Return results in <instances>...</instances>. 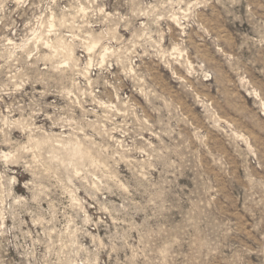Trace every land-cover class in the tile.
<instances>
[{
	"label": "rangeland",
	"instance_id": "374dc122",
	"mask_svg": "<svg viewBox=\"0 0 264 264\" xmlns=\"http://www.w3.org/2000/svg\"><path fill=\"white\" fill-rule=\"evenodd\" d=\"M0 218V264H264V0H0Z\"/></svg>",
	"mask_w": 264,
	"mask_h": 264
},
{
	"label": "built area",
	"instance_id": "2783aa9c",
	"mask_svg": "<svg viewBox=\"0 0 264 264\" xmlns=\"http://www.w3.org/2000/svg\"><path fill=\"white\" fill-rule=\"evenodd\" d=\"M1 218H2V217H1ZM1 218H0V219H1ZM1 249H2V248H1V246H0V252H1Z\"/></svg>",
	"mask_w": 264,
	"mask_h": 264
}]
</instances>
